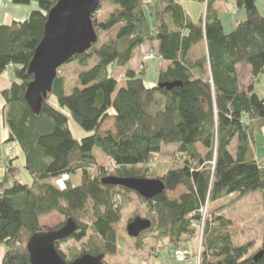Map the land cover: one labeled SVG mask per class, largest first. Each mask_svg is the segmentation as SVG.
<instances>
[{
  "label": "trees",
  "instance_id": "obj_1",
  "mask_svg": "<svg viewBox=\"0 0 264 264\" xmlns=\"http://www.w3.org/2000/svg\"><path fill=\"white\" fill-rule=\"evenodd\" d=\"M11 1L15 5L36 1L39 8L24 20L0 24V73L10 69L14 76L9 88L1 92L4 143L20 149L22 168L31 177L28 184L14 181L7 186L6 178L18 171L9 163L0 181V244L6 248L0 264H30L26 248L30 236L58 229L68 218L76 224L75 233L54 243L65 261L83 254H116L122 204L128 201L127 194L135 192L103 184L106 177L163 182L165 191L151 200L136 196L145 204L146 219L151 222L144 232L154 242L167 238L172 246L183 236L193 235L191 223L200 221L205 205L260 191V245L253 249L254 240L235 243L230 220L211 210L203 223L199 264H264V159L257 160L254 153V135L264 127V95L259 96L253 83L241 90L235 68L246 63L252 79L264 76V15L256 0H234L245 18L229 33L223 31L214 8L219 0H197L205 4L197 22L191 21L180 0H100L92 16L96 43L63 64L74 61L78 66L74 84L69 85L67 76L58 70L38 114L24 99L32 80L27 67L42 39L47 14L58 0ZM103 2L112 8L96 16ZM115 27V36L97 45L100 33ZM155 41L159 49L152 50L154 59L167 66L158 71L156 86L148 87L142 78L146 61L141 58L138 72L127 66L141 45ZM201 42L205 52L191 59V50ZM109 67L124 70L122 86L118 87ZM175 81L180 85L170 90L158 86ZM51 96L58 107L48 102ZM62 110L92 133L74 138ZM108 119H112V129L103 132ZM170 144L177 147L174 164L146 166L163 145ZM94 148L111 161L112 168L97 162ZM78 170L81 183L77 186L58 188L46 182ZM180 186L184 190L176 198L168 195ZM52 212L64 222L41 226L40 218ZM142 235L134 240L136 249L143 248ZM70 239L82 242L66 254L58 245ZM258 252L261 255L253 260Z\"/></svg>",
  "mask_w": 264,
  "mask_h": 264
},
{
  "label": "rangeland",
  "instance_id": "obj_2",
  "mask_svg": "<svg viewBox=\"0 0 264 264\" xmlns=\"http://www.w3.org/2000/svg\"><path fill=\"white\" fill-rule=\"evenodd\" d=\"M185 12L192 17L193 21L196 20L204 13L205 4L203 2L197 0H180ZM257 7L259 11L264 15V3L262 0H256ZM38 3L36 1H31L29 4L25 5H15L11 0H0V24H10L13 20L21 21L28 17L29 13L33 10H37ZM112 6L108 2H103L100 9L96 12V16L101 17V15L105 14ZM215 8L218 12V17L222 23L223 31L225 33H229L234 29L235 21L243 20L245 18V13L243 9H239L236 7L234 0H219L215 3ZM150 24L153 26V20L149 18ZM117 27L113 28L109 32L100 33L99 41L97 45L103 42L106 37H114L116 33ZM148 53L145 52L144 54ZM142 58V57H141ZM190 58L195 59V49L190 52ZM139 60L138 54L132 59L131 66H134V70L138 72L139 67L136 66L137 61ZM160 61L158 59L150 60L145 62L144 74L142 76L144 83L148 87L156 86V78L158 75V66ZM61 73H64L67 76L69 85L74 84L76 74L79 70L76 63L70 62L62 66V68L58 69ZM122 69H115L109 67V71L111 74L119 81L118 87L122 86L124 79V71ZM239 76L241 78V87L247 88L245 82L249 77L251 83L254 85V90L259 94V96H263V87H264V76H259L258 79H252L251 74L248 76L247 68L241 66L238 69ZM7 75H11L12 71H6ZM48 102L54 106L58 107L56 99L54 97H50ZM3 104V98L0 93V108ZM68 116V126L71 131V134L76 139H81L84 136L91 134L92 132L86 131L81 128L71 117V115L66 111L62 110ZM112 119L106 120L102 127L101 131H106L112 129ZM264 135V127L255 133L254 135V150L258 152L259 159L260 149H264L263 139ZM6 136V130L0 123V158L4 159V166L0 164V181H3L5 178V167L9 165V161L12 160L11 165L18 169L17 173L14 176H8L6 178V185H11L14 181H18L21 183H30L31 177L30 175L22 168L23 166V156L20 149L13 143H4V139ZM263 145V146H262ZM12 146V150H8V147ZM3 152H2V150ZM177 147L175 144L163 145L161 147V151L158 155H155L149 159L147 162L148 167L155 168L159 166L169 167L171 164L176 162V157L178 156L176 153ZM93 154L97 159V162L104 166L112 168L113 164L98 150L97 148L93 149ZM263 160V159H262ZM1 163V161H0ZM159 172L163 171V169H158ZM46 182L51 183L55 187L64 188L67 185L77 186L81 183V172L78 170L75 173L63 174L56 177H51L46 180ZM184 188L182 186L178 187L176 191L168 193L170 197L177 196ZM128 201L122 204L121 209V221L117 226V242H118V250L116 254L112 256H105L103 259L104 264H163L160 260L157 262H153L149 254H143L147 251V249H151L153 251L157 249V252L152 253V255L157 254L156 257L162 256L161 253L165 249L164 245L155 246L153 245L155 242L152 240V237L142 232L143 234L140 239L143 241V248L136 249V243L134 242L135 238H132L127 235L125 227L129 220H132L134 217L139 216L141 218H146L147 208L145 204L140 202L136 196V193H130L126 195ZM261 192L254 191L246 193L242 196L232 195L230 197L224 198L217 203L208 204L205 211L206 215L209 214V211H215L216 215L222 216L225 219L230 220V232L232 234L233 240L235 243H242L248 239H253L254 248H257L260 245L261 235L263 234V226H262V216H263V207H262V199ZM221 206V207H220ZM204 218V220H205ZM40 225L44 227H55L64 222L63 217L56 213L52 212L49 215L43 216L39 220ZM147 238V239H145ZM191 243V251L189 249L183 248L181 245V240L177 246H180L182 249L187 250L191 254L197 251L199 246V236L196 234L195 230L193 235L184 236ZM163 239V238H162ZM159 239V242L160 240ZM182 239V238H181ZM84 241V240H83ZM158 241V240H157ZM82 242V241H81ZM81 242H76L72 239L67 240L66 242H60L58 247L60 250H64V253H68V249H74V247H80ZM169 242V241H168ZM170 244V242H169ZM157 245V244H156ZM171 245V244H170ZM172 246V245H171ZM177 246H172V252L169 253V258L173 262V264H195L191 263H176L173 258V249ZM141 250V251H140ZM166 250V249H165ZM6 251L5 246L0 244V258ZM141 253V255H139ZM154 257V258H156ZM160 258V257H159ZM148 262V263H147ZM172 264V263H171Z\"/></svg>",
  "mask_w": 264,
  "mask_h": 264
},
{
  "label": "water",
  "instance_id": "obj_3",
  "mask_svg": "<svg viewBox=\"0 0 264 264\" xmlns=\"http://www.w3.org/2000/svg\"><path fill=\"white\" fill-rule=\"evenodd\" d=\"M100 0H58L49 10L43 36L34 50L27 72L32 80L27 84L24 99L34 114H38L42 102L51 91L58 69L75 55L82 54L97 41L92 16ZM180 82L160 83V88L170 90ZM103 184L123 187L135 192L145 200H151L165 191V186L156 178L106 177ZM149 219L134 217L126 224L128 236L137 238L149 229ZM76 231L75 222L68 218L58 229L40 230L30 236L26 248L30 264H104V255L83 254L73 261H65L54 243L68 238ZM261 252L253 256L257 260Z\"/></svg>",
  "mask_w": 264,
  "mask_h": 264
},
{
  "label": "crops",
  "instance_id": "obj_4",
  "mask_svg": "<svg viewBox=\"0 0 264 264\" xmlns=\"http://www.w3.org/2000/svg\"><path fill=\"white\" fill-rule=\"evenodd\" d=\"M214 8H215V6H214ZM216 9V8H215ZM217 10V9H216ZM187 14V13H186ZM188 15V14H187ZM188 17L191 19V21H193V19H192V17L191 16H189L188 15ZM199 19V18H198ZM198 19L196 20V22L198 21ZM238 21H241V20H237V21H235V24H234V26H236V22H238ZM194 22V21H193ZM158 49H159V43L158 42H147V43H144L143 45H141V47H140V49H139V53H138V58H139V60L137 61V64H136V66H138L139 67V63H140V61H141V57H143V55H144V53L145 52H149V51H152V50H154V51H158ZM193 49H195V58H197L198 56H201V55H203V53L205 52V43L204 42H201V43H199L198 45H196ZM192 49V50H193ZM191 50V51H192ZM132 63V62H131ZM166 66H167V62H165V61H161L160 63H159V66H158V71L160 70V69H165L166 68ZM241 66H243V67H245V68H247V70H248V76H249V74H250V67H249V65L248 64H246V63H239V64H237L236 66H235V68H236V72H237V75H238V80H239V87H240V89L241 90H246V88H242L241 87V78H240V76H239V71H238V69H239V67H241ZM134 66H131L130 64H129V66H127V69H131V70H134V68H133ZM8 70H10V69H8ZM6 71H7V69H5L2 73H0V93L1 92H3L4 90H6V89H8L9 88V86L11 85V83H12V81H13V79H14V76H13V73H12V78H11V75H7L6 74ZM11 71V70H10ZM121 71H124V70H121ZM250 78L248 77L247 78V80H246V87L249 85V84H251V81L249 80ZM263 137H264V135H263ZM0 140H2V139H0ZM263 142H264V138L263 139H261ZM255 141V140H254ZM264 144V143H263ZM255 145H257V144H255ZM255 145H254V147H255ZM263 146V145H262ZM256 148V147H255ZM2 150V149H1ZM7 151V150H6ZM2 152H3V150H2ZM254 153H255V158L257 159V160H262V159H264V149L263 148H261L260 149V156H262L261 157V159H259V156L257 155L258 154V152L257 151H255L254 150ZM9 163H12V160H10L9 161ZM182 192V191H181ZM180 192V193H181ZM179 193V194H180ZM178 194V195H179ZM177 195V196H178ZM177 196H175V198L177 197ZM262 226H263V223H262ZM263 233V232H262ZM261 237H262V235H261ZM145 239H147V238H145ZM248 240H253V239H248ZM248 240H246V241H248ZM261 240V239H260ZM255 242V241H254ZM191 242L189 241V240H187L186 238H184V236L182 237V239H181V243L179 244V245H181L183 248H186V249H189L190 251H191V244H190ZM157 244V245H156ZM153 245H155V246H161V245H164L165 246V249L163 250V252L161 253V255L162 256H160V254H159V256L158 257H156L157 256V254L155 253V255H152V253H154V252H156V250H153V251H150L151 249H147V251L145 252V253H143V254H146V253H148L149 254V257H151V259L153 260V262L155 263V262H157L158 260H160L163 264H173V262L170 260V258H169V253H171L172 252V246L169 244V242H168V239L167 238H163L162 240H160V242H159V240L158 241H155V243L153 244ZM142 250V249H141ZM140 250V251H141ZM139 255H141V253L139 254ZM154 257H156V258H154ZM160 257V258H159ZM148 263V262H147Z\"/></svg>",
  "mask_w": 264,
  "mask_h": 264
},
{
  "label": "built area",
  "instance_id": "obj_5",
  "mask_svg": "<svg viewBox=\"0 0 264 264\" xmlns=\"http://www.w3.org/2000/svg\"><path fill=\"white\" fill-rule=\"evenodd\" d=\"M156 57V53L154 51H149L148 53L144 54L142 57V61H150ZM141 68V64L139 65V69ZM12 147H8L7 150H11ZM1 165H2V158H0ZM206 205L200 209V221L199 222H192L191 227L195 230L196 234L199 236V246L194 254H191L187 250L182 249L180 246H177L173 249V258L176 263H191L194 262L195 264H199L200 260V253H201V239H202V229L203 223L205 218V211ZM157 252V249H155Z\"/></svg>",
  "mask_w": 264,
  "mask_h": 264
}]
</instances>
